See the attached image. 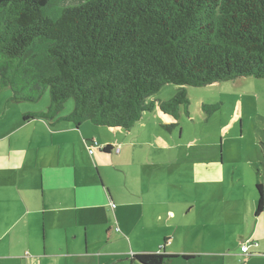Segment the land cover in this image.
Returning a JSON list of instances; mask_svg holds the SVG:
<instances>
[{
  "label": "trees",
  "instance_id": "trees-1",
  "mask_svg": "<svg viewBox=\"0 0 264 264\" xmlns=\"http://www.w3.org/2000/svg\"><path fill=\"white\" fill-rule=\"evenodd\" d=\"M250 76L264 78V0H0V88L9 102L49 93L46 109L24 121L51 120L72 98L58 120L122 131L158 108L173 128L189 105L185 86ZM169 84L172 97L150 101ZM255 187L259 214L263 190ZM161 251L132 258L166 264L178 256Z\"/></svg>",
  "mask_w": 264,
  "mask_h": 264
},
{
  "label": "rangeland",
  "instance_id": "rangeland-1",
  "mask_svg": "<svg viewBox=\"0 0 264 264\" xmlns=\"http://www.w3.org/2000/svg\"><path fill=\"white\" fill-rule=\"evenodd\" d=\"M176 87L172 84L161 87L151 101H167L177 91ZM184 88L189 105L184 110L180 109L173 128L166 127L158 108L144 113L129 130L120 132L124 134L113 136L107 128L96 127L100 132L126 142L129 148L122 164L116 162L114 152L101 164L94 162L99 166L96 167L98 181L111 190L113 206L110 204L106 212L94 210L87 213L85 238L89 244L83 261L90 262L95 258L91 254L97 252L106 261L111 251L125 256L138 250L156 251L158 246L153 244H157V239L163 244L166 232L168 242L174 240L176 248L196 250L208 236L203 232L207 221L215 218L218 222L221 215L230 214L229 204L243 196V190L239 189L245 181L238 174L233 176L237 170L231 162L261 149L260 141L264 140V78L250 76ZM4 92L5 89L0 91L3 105L10 96V90L3 98ZM49 101V93L45 91L37 101L20 105L39 111L44 110ZM9 105L6 104L7 107ZM22 106L9 108L8 120H15L10 114H20L21 109H25ZM72 109L73 99L69 98L60 113L66 115ZM39 123L23 128L34 133L33 126ZM80 127L90 131L98 141L105 140L89 123H82ZM45 142L41 138V151L47 145ZM80 146L83 147L82 152L79 144L75 145L78 162L92 163L93 169L86 164L87 169L95 174V165L85 145L82 143ZM212 163L221 164L223 179L204 180L211 174ZM234 179H237L235 183ZM159 199L164 200L162 204H151ZM165 206L169 210L165 212L169 214V220L164 214L160 220L150 221ZM79 224L83 225L81 221ZM223 226L216 227L220 230L218 237L215 232L216 239L225 230L232 233L235 228L239 231L234 225ZM77 234L81 236V232ZM232 239L235 241L237 237ZM31 256V260L35 259L34 255ZM225 261L229 263L231 259Z\"/></svg>",
  "mask_w": 264,
  "mask_h": 264
},
{
  "label": "crops",
  "instance_id": "crops-1",
  "mask_svg": "<svg viewBox=\"0 0 264 264\" xmlns=\"http://www.w3.org/2000/svg\"><path fill=\"white\" fill-rule=\"evenodd\" d=\"M2 89L8 95L9 89L3 87L0 91ZM5 92L3 98L7 96ZM0 99V264H141L132 258L133 254L159 250L165 254L178 255L166 264H264V207L261 213L255 214L259 198L255 184H261L264 197V140L260 141V150L231 162L237 170L233 172V176L238 174L245 181L239 189L243 190V196L229 204L230 214L221 215L218 222L215 218L207 221L203 232L208 233V236H203V243L196 250L176 248L172 239L161 248L163 244L157 239V244H153L158 246L156 251H132L130 256L111 251L106 261L97 252L91 254L95 258L89 262L82 260L88 254L89 242L85 238L87 213L94 210L106 212L110 204L113 206L111 190L98 181L99 166L94 162L101 164L104 159H110L113 152L100 153L97 148L93 154H89L87 145L91 138H95L90 131L81 129L82 123L75 126L71 121L58 120L69 113H59L51 120L24 121L25 113L44 111L47 106L44 110L37 111L28 105H20L24 101L9 102L8 96L6 104L11 105L7 107L2 104V96ZM12 106H22L25 109H21L20 114L11 113L10 117H15V120H8V110ZM160 116L165 118L161 113ZM38 122L41 123L33 126L34 133L23 128ZM89 124L96 129L97 134L100 132L96 128L98 126ZM110 132L113 136L124 134L120 130ZM100 133L105 140H96L98 144H110L116 148L114 159L122 164L129 148L127 143L118 137L112 138ZM41 138L47 144L42 151L39 146ZM82 143L95 165V174L87 169L86 164L93 169L92 163L78 162L75 145L79 144L82 152ZM220 166V163H212V175L209 173L204 180L212 181L216 177L223 179L224 170H220ZM236 181L234 179V183ZM162 201L164 200H155L151 204H162ZM158 211L150 221L160 220L169 210L165 206ZM165 217L168 219L170 216L166 213ZM80 221L83 225L79 224ZM222 225L224 228L234 225L239 231H235V228L232 233L225 230L216 239L215 232L217 237L220 235V230L216 227ZM78 231L81 236L77 234ZM233 236L237 237L235 241ZM166 237L167 232L164 234V238ZM248 239L257 240L259 245L251 249L248 255H242L240 245ZM31 254L35 259H30ZM180 255L189 257L183 258ZM227 258L231 262L227 263Z\"/></svg>",
  "mask_w": 264,
  "mask_h": 264
},
{
  "label": "built area",
  "instance_id": "built-area-1",
  "mask_svg": "<svg viewBox=\"0 0 264 264\" xmlns=\"http://www.w3.org/2000/svg\"><path fill=\"white\" fill-rule=\"evenodd\" d=\"M101 146L97 143L96 139H91L89 145H87V150L89 154H93V152L95 151V149H99ZM264 242V241H263ZM258 243L252 239H248L246 241H244L241 245H240V252L242 255H248L251 251V249L257 248L258 247Z\"/></svg>",
  "mask_w": 264,
  "mask_h": 264
}]
</instances>
